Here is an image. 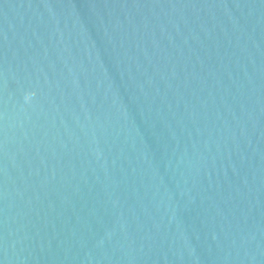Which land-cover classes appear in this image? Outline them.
<instances>
[{"label":"water","instance_id":"1","mask_svg":"<svg viewBox=\"0 0 264 264\" xmlns=\"http://www.w3.org/2000/svg\"><path fill=\"white\" fill-rule=\"evenodd\" d=\"M0 264H264V0H0Z\"/></svg>","mask_w":264,"mask_h":264}]
</instances>
